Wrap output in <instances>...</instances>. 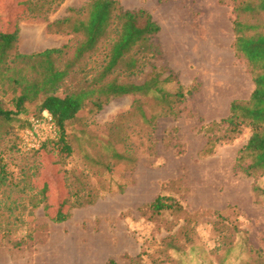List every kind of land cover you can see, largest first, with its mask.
Masks as SVG:
<instances>
[{
    "label": "rangeland",
    "instance_id": "obj_1",
    "mask_svg": "<svg viewBox=\"0 0 264 264\" xmlns=\"http://www.w3.org/2000/svg\"><path fill=\"white\" fill-rule=\"evenodd\" d=\"M31 1L0 0V33L19 29V54L73 41L72 35H50L46 27L90 0H48L33 16ZM123 1L124 9H144L160 27L161 54L148 58L129 81L161 73L160 85L148 96L112 99L100 111L86 106L67 124L69 155L55 143L57 135L43 143L32 181L48 192V209L42 204L12 225L0 212V264H264V176L252 179L233 170L251 132L245 129L232 144L206 145L208 135L224 130L206 134L208 124L226 118L230 104L248 100L254 89L233 48L232 4ZM9 75L0 72V103L14 112L18 91L6 81ZM39 105L27 103L21 114L0 120V153L9 170L17 172L25 161L12 147L46 113L38 116ZM254 186L263 192L255 193ZM83 190L97 196L95 203L71 209L69 191ZM158 196L175 200L180 210L154 214L149 205ZM17 199L0 194L2 206ZM59 210L69 217L55 223ZM20 239L26 244L14 249L12 242Z\"/></svg>",
    "mask_w": 264,
    "mask_h": 264
},
{
    "label": "trees",
    "instance_id": "obj_2",
    "mask_svg": "<svg viewBox=\"0 0 264 264\" xmlns=\"http://www.w3.org/2000/svg\"><path fill=\"white\" fill-rule=\"evenodd\" d=\"M46 1L32 0L28 6L29 14L41 12ZM49 1L59 5L63 0ZM225 1L232 4L235 16L233 48L236 56L245 60L254 89L248 100L230 104L226 118L208 124L206 134L220 126L224 130L221 136L208 135L206 145L212 148L217 144H232L245 129H249L251 135L238 151L233 170L255 179L264 176V0H219V3ZM69 13L67 18L46 27L50 35L74 36L73 41L58 48L19 54L15 51L19 29L0 33V72L11 73L5 79L16 87L15 93L18 91L12 101L14 112L4 110L0 103V120L8 121L21 114L25 104L40 101L38 116L46 112L52 117L58 136L55 143L67 155L71 153L67 124L86 106L100 111L115 98L148 96L160 85L162 77L157 73L151 80L141 83L129 81V77L142 72L148 58L161 54L156 43L160 27L146 10H126L117 0H90L80 9H70ZM181 95V92L177 93L178 97ZM45 146L35 152H24L17 135L13 152L25 159L17 172L8 169L4 155L0 153V194L7 199L10 194L19 198L8 205L2 206L0 202V212L8 213L9 225L23 222L24 216L32 215L31 211L42 204L46 205L45 210L48 209V192L35 187L32 181L40 168ZM253 191L263 192L258 186H254ZM96 197L84 190L69 191V207L79 209L92 205ZM26 201L29 202L24 203ZM149 209L158 215L180 210V207L175 200L158 196ZM68 217L59 210L52 221L62 223ZM25 244V239L12 242L14 249H21Z\"/></svg>",
    "mask_w": 264,
    "mask_h": 264
},
{
    "label": "built area",
    "instance_id": "obj_3",
    "mask_svg": "<svg viewBox=\"0 0 264 264\" xmlns=\"http://www.w3.org/2000/svg\"><path fill=\"white\" fill-rule=\"evenodd\" d=\"M56 137L55 125L49 114L33 119L30 127L24 130L20 137V148L24 152L38 151L46 140Z\"/></svg>",
    "mask_w": 264,
    "mask_h": 264
},
{
    "label": "crops",
    "instance_id": "obj_4",
    "mask_svg": "<svg viewBox=\"0 0 264 264\" xmlns=\"http://www.w3.org/2000/svg\"><path fill=\"white\" fill-rule=\"evenodd\" d=\"M117 1H119V3L121 4V6H122V7H124V6H125V7H127V8H128V6H126V5L124 4V1H123V0H117ZM135 10H136V9H135Z\"/></svg>",
    "mask_w": 264,
    "mask_h": 264
},
{
    "label": "bare ground",
    "instance_id": "obj_5",
    "mask_svg": "<svg viewBox=\"0 0 264 264\" xmlns=\"http://www.w3.org/2000/svg\"><path fill=\"white\" fill-rule=\"evenodd\" d=\"M73 263V262H72Z\"/></svg>",
    "mask_w": 264,
    "mask_h": 264
}]
</instances>
